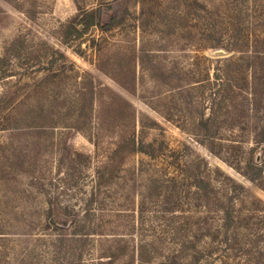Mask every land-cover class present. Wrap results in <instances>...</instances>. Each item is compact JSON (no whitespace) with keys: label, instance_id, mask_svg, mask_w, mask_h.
<instances>
[{"label":"rangeland","instance_id":"1","mask_svg":"<svg viewBox=\"0 0 264 264\" xmlns=\"http://www.w3.org/2000/svg\"><path fill=\"white\" fill-rule=\"evenodd\" d=\"M262 140L264 0H0V264H264Z\"/></svg>","mask_w":264,"mask_h":264},{"label":"trees","instance_id":"2","mask_svg":"<svg viewBox=\"0 0 264 264\" xmlns=\"http://www.w3.org/2000/svg\"><path fill=\"white\" fill-rule=\"evenodd\" d=\"M83 20L87 21L86 25L90 26L92 24H98L101 26L102 29L104 28V22L105 18L103 15V10H93L91 13H87ZM87 19V20H86ZM76 31L80 33L79 27H76ZM260 141V140H259ZM264 140H262L263 142ZM127 147H130L127 151ZM130 150V151H129ZM140 146L138 145L136 141L135 136H130L127 138H122V140L118 143L117 147L114 148L109 157H108V162L106 163V172L102 173L100 175L99 173V181L98 184L95 186L97 189L93 190L94 192L86 199L84 203V212L86 215L85 219V224L82 222L83 220L81 219V212L80 210H77L76 207H72L70 204H65L63 205V201L58 202H53L50 205V208L48 209L47 212V217L51 223V225H54L57 229L62 230L61 236L62 238H67L73 241H76L78 237H89L91 234L96 233L98 231L97 228L94 229H89L87 227L89 219L92 218L93 212L95 211L96 208H101L102 206V201L100 199V193H101V187L103 183L109 182L112 180L116 175L115 172H117V169L119 166L123 164V161L126 157V155L130 153H136L140 151ZM258 165H255L257 167ZM258 168L262 169L260 166ZM261 172V171H259ZM105 175V177H104ZM247 180L255 183L257 178L256 177H247ZM97 203V207L94 205L95 202ZM228 217V213H227ZM226 219V218H225ZM83 225L85 227L84 231L79 233V228L80 226ZM80 238V239H81ZM200 259V256H197L192 264H198ZM191 263H185V264H191ZM167 264V263H163Z\"/></svg>","mask_w":264,"mask_h":264},{"label":"water","instance_id":"3","mask_svg":"<svg viewBox=\"0 0 264 264\" xmlns=\"http://www.w3.org/2000/svg\"><path fill=\"white\" fill-rule=\"evenodd\" d=\"M79 28L81 29L82 28V25ZM219 52H223V51H219Z\"/></svg>","mask_w":264,"mask_h":264}]
</instances>
